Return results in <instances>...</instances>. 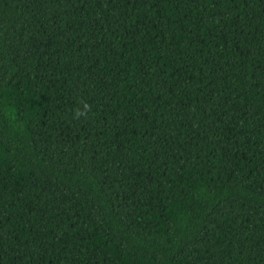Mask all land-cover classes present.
Wrapping results in <instances>:
<instances>
[{"label": "trees", "instance_id": "obj_1", "mask_svg": "<svg viewBox=\"0 0 264 264\" xmlns=\"http://www.w3.org/2000/svg\"><path fill=\"white\" fill-rule=\"evenodd\" d=\"M0 264H264V0H0Z\"/></svg>", "mask_w": 264, "mask_h": 264}, {"label": "clouds", "instance_id": "obj_2", "mask_svg": "<svg viewBox=\"0 0 264 264\" xmlns=\"http://www.w3.org/2000/svg\"><path fill=\"white\" fill-rule=\"evenodd\" d=\"M85 107H87V105H85ZM80 114H83V113H80L79 111L77 112V115H80Z\"/></svg>", "mask_w": 264, "mask_h": 264}]
</instances>
